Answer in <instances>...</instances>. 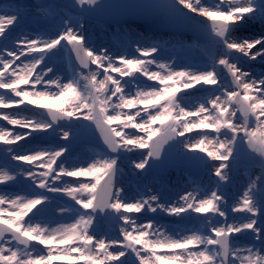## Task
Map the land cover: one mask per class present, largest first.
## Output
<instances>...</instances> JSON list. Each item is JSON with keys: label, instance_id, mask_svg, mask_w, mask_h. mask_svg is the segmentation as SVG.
<instances>
[{"label": "snow or ice", "instance_id": "1", "mask_svg": "<svg viewBox=\"0 0 264 264\" xmlns=\"http://www.w3.org/2000/svg\"><path fill=\"white\" fill-rule=\"evenodd\" d=\"M0 264H264V0H0Z\"/></svg>", "mask_w": 264, "mask_h": 264}, {"label": "rangeland", "instance_id": "2", "mask_svg": "<svg viewBox=\"0 0 264 264\" xmlns=\"http://www.w3.org/2000/svg\"><path fill=\"white\" fill-rule=\"evenodd\" d=\"M24 2L30 3L31 0H24ZM94 30L96 32H99L100 31L99 28H94ZM190 56L194 60L198 59V55L195 52L190 53ZM256 70L259 71L260 68L257 67ZM90 147H91V145L80 146V148L77 151V154L78 155H83V154L85 155V154H87L88 151H89V149H90ZM80 153H82V154H80ZM125 169H126V165H125ZM171 175H172V185H171L172 192L170 193V195H174L177 192H181L190 183V181H189V183H187L188 180L184 176L185 174H183V173L177 174L175 172H172ZM192 179H195V177H193ZM185 183H187V184H185ZM242 184H243V177L242 176H238L236 182L234 183V185L232 186V188L230 189V191L231 192H237V191H239L240 188H241V186H242ZM161 222L166 223L167 220H164V221H161Z\"/></svg>", "mask_w": 264, "mask_h": 264}, {"label": "water", "instance_id": "3", "mask_svg": "<svg viewBox=\"0 0 264 264\" xmlns=\"http://www.w3.org/2000/svg\"><path fill=\"white\" fill-rule=\"evenodd\" d=\"M84 144H89V143L86 142V143H84ZM192 174H193V175H196V174H194V173H192Z\"/></svg>", "mask_w": 264, "mask_h": 264}, {"label": "bare ground", "instance_id": "4", "mask_svg": "<svg viewBox=\"0 0 264 264\" xmlns=\"http://www.w3.org/2000/svg\"><path fill=\"white\" fill-rule=\"evenodd\" d=\"M80 154H82V153H80ZM84 155V154H83ZM185 184H187V183H185Z\"/></svg>", "mask_w": 264, "mask_h": 264}]
</instances>
